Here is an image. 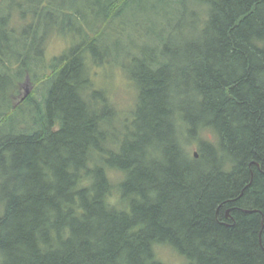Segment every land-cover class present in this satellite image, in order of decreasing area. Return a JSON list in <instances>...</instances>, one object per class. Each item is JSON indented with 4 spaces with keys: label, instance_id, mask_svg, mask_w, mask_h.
Listing matches in <instances>:
<instances>
[{
    "label": "trees",
    "instance_id": "1",
    "mask_svg": "<svg viewBox=\"0 0 264 264\" xmlns=\"http://www.w3.org/2000/svg\"><path fill=\"white\" fill-rule=\"evenodd\" d=\"M0 94V264H264V0H0Z\"/></svg>",
    "mask_w": 264,
    "mask_h": 264
},
{
    "label": "rangeland",
    "instance_id": "2",
    "mask_svg": "<svg viewBox=\"0 0 264 264\" xmlns=\"http://www.w3.org/2000/svg\"><path fill=\"white\" fill-rule=\"evenodd\" d=\"M73 36L72 35H58L53 34L47 46V58L51 59L55 56L61 55L65 49H68L70 45L73 43ZM120 44L121 47V55L117 58L116 57V45L117 39L113 36L108 38L106 42V46H110V52L112 54V60L114 62L106 63L105 65H96L92 64L90 67V75L92 76L95 86L105 90L106 97L108 98L109 103L117 112V119L120 121V115L126 119L130 117L131 111L133 106H135L136 97H137V90L135 85L129 79L127 72L121 67L124 66L126 63V51L128 52L131 49L129 47L126 39H122ZM137 52V51H135ZM119 62V63H117ZM27 80L23 81V89L24 92L27 87ZM30 85L33 89V83L30 80ZM97 87V88H98ZM4 94H0V104L3 107L4 101ZM116 119V125L120 126L121 122H118ZM123 122V121H122ZM16 124V127L19 129L20 126L29 128L32 125L33 120L29 117H23L22 114L19 112L16 117L15 121L12 122ZM201 137L214 139V135L211 132H206L201 135ZM198 148V141L195 139L187 149L190 150L192 153L197 151ZM155 252L157 258L164 262L165 264H184L185 258L181 256L177 251L169 246H162L157 244L155 246Z\"/></svg>",
    "mask_w": 264,
    "mask_h": 264
},
{
    "label": "water",
    "instance_id": "3",
    "mask_svg": "<svg viewBox=\"0 0 264 264\" xmlns=\"http://www.w3.org/2000/svg\"><path fill=\"white\" fill-rule=\"evenodd\" d=\"M32 91V87L30 85V80L28 79L27 80V87H26V90L23 92L22 96H21V100H24L26 97L29 96V94L31 93Z\"/></svg>",
    "mask_w": 264,
    "mask_h": 264
}]
</instances>
